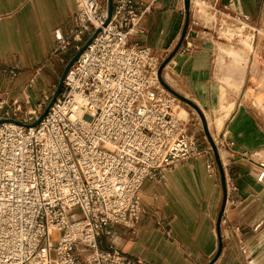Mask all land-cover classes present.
<instances>
[{
	"label": "built area",
	"instance_id": "built-area-1",
	"mask_svg": "<svg viewBox=\"0 0 264 264\" xmlns=\"http://www.w3.org/2000/svg\"><path fill=\"white\" fill-rule=\"evenodd\" d=\"M105 1L75 0L73 28L57 36V53L78 52L100 32L39 125L49 95L32 108L28 93L24 103L0 102V264H147L100 249L99 239L116 226L135 233L144 182L164 180L202 154L174 117L178 100L159 79L158 58L134 40L145 34L143 19L157 0H113L108 25ZM206 1L220 11L218 0ZM18 75L15 66L0 70ZM206 168L213 174L212 162ZM227 186L229 200L237 188Z\"/></svg>",
	"mask_w": 264,
	"mask_h": 264
},
{
	"label": "crops",
	"instance_id": "crops-1",
	"mask_svg": "<svg viewBox=\"0 0 264 264\" xmlns=\"http://www.w3.org/2000/svg\"><path fill=\"white\" fill-rule=\"evenodd\" d=\"M198 1L192 0L191 10L201 16ZM217 7L241 14L254 26H261L264 19V0H218ZM182 10L179 0H157L143 19L145 34L134 40L156 53L170 50L186 20ZM76 11L75 0H0V70L13 66L19 70L16 78L0 76V102L5 101L7 107L14 101L24 103L29 92L38 98L32 91L35 84H41L45 72L54 73L56 63L65 59V54L56 52L57 36H69ZM198 35L166 68L172 82L166 74L165 78L205 113L210 132L211 121L217 129L222 126L234 149L254 152L262 162L260 168L247 162L233 167L237 190L234 198L230 193L220 225L224 189L221 180L208 172V158L200 155L177 165L164 180H146L140 193L144 213L135 233L116 226L110 236L99 239V247L117 248L147 264H264V180H260L264 129L242 104L228 99L227 89H242L258 47H232V51L228 43H219L226 48H216L214 41ZM225 35L234 38L235 34ZM32 100L31 96L30 108L42 101ZM263 101L262 97L256 100ZM29 107L24 105V109ZM218 111L220 115L215 116ZM194 126L200 131L198 123ZM198 143L205 148L203 142Z\"/></svg>",
	"mask_w": 264,
	"mask_h": 264
},
{
	"label": "rangeland",
	"instance_id": "rangeland-1",
	"mask_svg": "<svg viewBox=\"0 0 264 264\" xmlns=\"http://www.w3.org/2000/svg\"><path fill=\"white\" fill-rule=\"evenodd\" d=\"M185 2L186 0H179L180 6L183 9L182 11L186 13V20L183 24L184 26L179 34L178 39L175 40L174 42L175 45L171 46L170 50L168 51L164 50L165 52L163 53L162 52L156 53L154 50H152V48L149 45L146 44L143 45L151 49L153 57L158 58L159 75L161 74V79L163 83L171 91L183 97V99L178 98L180 101L178 100L177 105H180V108H177L176 113L179 116V118L183 119V121L185 122L186 128L188 130V134L195 138L197 146L202 152L201 156L208 158L209 161L214 164L215 167L214 172L213 174L210 175L217 176V178L222 182L223 189H225L224 196L226 194V201H225V205L223 201L222 208L223 206L225 207L221 219L218 220V225H220L223 214L225 212V208L228 203L229 192H228L227 180H230L231 182L234 183V179H235L234 176L235 170L233 169V167H235L236 164L239 162H247V163H252L254 168L255 167L260 168V164L262 162L255 156L254 152L238 153V151L235 150L233 146H231L230 144L231 141H229V136L227 137L226 135L224 137L225 132H223V127L219 126L217 129V127L215 126V124L212 123L211 120H210L211 121V132H210L208 130V123L204 117L203 111L199 108V106L191 99L178 92L176 89H178L179 87L171 86L167 82L165 78V74L167 79H169L170 82L172 81L169 75L170 70L169 69L166 70V67L170 65L175 54L180 50L182 51L183 47H187V44L192 42V38L197 36L198 34H199L198 36H200L201 38H205V40L208 39L214 41L216 48L218 47L223 49L226 48L224 44H219V43H228V47L232 51H233L232 47L252 49L253 46H257L258 49L256 53L253 55V60L248 65L246 82L242 86V89L239 90V88H236L237 90H235L234 88H230V87H228L227 89H228V99L235 102L236 105L242 104L247 109V111H249L252 115L256 116L258 122L261 124V126L264 129V101L263 103L256 102L257 98L260 97L264 98V19L261 26H254L250 24V26L253 27L252 30L250 31L249 29H246L243 32H241V30H238V28L237 29L234 28L231 30L230 26L233 27L234 23L226 19L227 23L218 22V28L224 26L223 30L216 31L213 27H210L206 24L202 16H199L198 14H196L194 10H191L192 7L191 4L189 10H186ZM103 3L105 5L106 1L104 0ZM231 17H235V15L232 14ZM255 30H257L256 34H255ZM206 31L209 32L210 35L205 34L204 32ZM226 32L228 34L234 33L235 34L233 35L234 38H230V36L227 37L225 35ZM76 53L77 52L75 51L67 52L65 54V59H64L65 63H56L57 67H55L54 73L45 72V76H44L45 80L41 82V84L37 82L34 86V89L32 90L37 92L38 98H36L37 96L30 94V92L28 93L30 94V96H32L33 98L32 101L34 103L38 99H42L43 101L44 94L49 95V100L47 102H44L43 109L39 113L36 121L40 118V116L44 113V111L50 104L57 90V87L59 85L60 79L62 77V74L66 66L69 64V62L72 60V58ZM225 60L228 59L225 57ZM246 60L248 62L249 60L248 56H246ZM164 64L165 66L163 67ZM220 113L221 112L218 111L215 112L214 115L219 116ZM3 120L4 119H1L0 121ZM219 121L224 122L223 120H219ZM194 122L200 125V131L197 132L194 126ZM219 132H221L222 134ZM198 141L203 142L205 148L201 149ZM228 143L230 144L229 146ZM257 172L258 170L255 169L254 170L255 175L257 174ZM235 192L236 191L231 192L233 198ZM222 208H221V212H222Z\"/></svg>",
	"mask_w": 264,
	"mask_h": 264
},
{
	"label": "bare ground",
	"instance_id": "bare-ground-1",
	"mask_svg": "<svg viewBox=\"0 0 264 264\" xmlns=\"http://www.w3.org/2000/svg\"><path fill=\"white\" fill-rule=\"evenodd\" d=\"M191 3H192V0H190V4ZM197 8H198L200 15L205 20L206 24L210 27H213L214 29L223 30V28H224V26L221 28H218L217 24H218V22H221V21H218L219 16L223 17V21L221 23H227L226 19L234 23L233 27L230 26L231 30L234 28H236V29L238 28V30H241V32H243L246 29H249L251 31L253 28L252 26H250L249 23H247L243 20L241 14H239L237 17H231L228 14L221 12L222 10H220V11L214 10L213 7L211 6L210 2H207L206 0H199L198 4H197ZM256 33H257V30H255V34ZM259 33H260V31H259ZM177 100H179V99H177ZM177 108H180V105H176V107L174 109V117L176 119L183 120V119L179 118V116L177 115V113H176ZM203 114H204V117L208 123L207 117H206L204 112H203ZM208 130L210 131L209 123H208ZM262 171L263 172H262L261 176L264 174V164H262ZM53 237L56 240L58 238V234L54 232Z\"/></svg>",
	"mask_w": 264,
	"mask_h": 264
},
{
	"label": "water",
	"instance_id": "water-1",
	"mask_svg": "<svg viewBox=\"0 0 264 264\" xmlns=\"http://www.w3.org/2000/svg\"><path fill=\"white\" fill-rule=\"evenodd\" d=\"M185 7H186V10H189V7H190V0H186L185 2ZM112 13H113V0H108V20L106 22V25L109 24V22L111 21V18H112ZM100 32V30H97L96 33L94 34V36L92 38H90L85 44L84 46L81 48L80 51H78L74 57L72 58V60L69 62V64L66 66L63 74H62V77L60 79V82H59V85L57 87V90L50 102V104L48 105V107L46 108V110L44 111V113L40 116V118L33 124V126H37L39 125L44 119L45 117L47 116L50 108L54 105V103L56 102V100L58 99V97L60 96L61 92H62V89H63V85H64V80L66 78V75L68 74V72L70 71V69L74 66V64L76 63V61L79 59V57L81 56V54L87 49V47L91 44V42L93 41V39L98 35V33ZM165 66V64L163 65V67ZM162 67V68H163ZM161 68V70H162ZM160 70V72H161ZM159 79L162 83V85L166 88V90L171 93L174 97H176L177 99L178 98H181L183 99L182 96H180L179 94L171 91L162 81L161 79V74L159 75ZM6 120H3V121H0V124L4 123ZM224 193H225V189H224ZM225 201H226V194L224 196V205H225ZM224 207L222 208V212L220 214V218L221 219V216H222V213H223V210H224Z\"/></svg>",
	"mask_w": 264,
	"mask_h": 264
}]
</instances>
